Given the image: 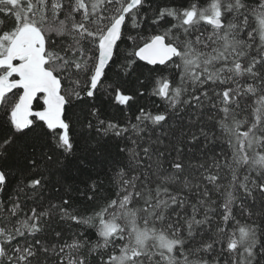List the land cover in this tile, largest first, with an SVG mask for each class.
I'll list each match as a JSON object with an SVG mask.
<instances>
[{
  "label": "snow or ice",
  "instance_id": "obj_1",
  "mask_svg": "<svg viewBox=\"0 0 264 264\" xmlns=\"http://www.w3.org/2000/svg\"><path fill=\"white\" fill-rule=\"evenodd\" d=\"M0 16V264H264V0Z\"/></svg>",
  "mask_w": 264,
  "mask_h": 264
},
{
  "label": "trees",
  "instance_id": "obj_2",
  "mask_svg": "<svg viewBox=\"0 0 264 264\" xmlns=\"http://www.w3.org/2000/svg\"><path fill=\"white\" fill-rule=\"evenodd\" d=\"M0 18H3V17L0 16ZM8 23L10 24L11 21H9ZM157 102H159V101H157ZM138 103H139V104H147L149 107H151V106H152V99H151V98H148V99L142 98V99H140V100L138 101ZM102 107H103V110H104V112H105L106 115H108V116H114V117H115L116 119H118V120L123 119V114L120 113V112H118V111L116 110L115 107H110V106L108 105V103H107V100H104V101H103V105H102ZM131 111H132V112H135V111H136V107L134 106L133 109H132ZM129 114H131V113H129ZM93 175H94V173H93ZM54 179H55V178H54ZM86 179H87V175H84V176H75V177L72 179L71 182L74 183V184H80V181H82V180H86ZM80 186L82 187L83 185L80 184ZM51 194H52V193H49V195H51ZM27 203H28V204H31L32 202L29 200V201H27ZM47 239L51 240V239H52L51 235H49V236L47 237Z\"/></svg>",
  "mask_w": 264,
  "mask_h": 264
}]
</instances>
